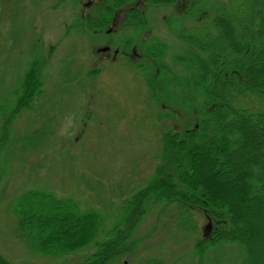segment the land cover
I'll return each mask as SVG.
<instances>
[{
	"label": "rangeland",
	"instance_id": "374dc122",
	"mask_svg": "<svg viewBox=\"0 0 264 264\" xmlns=\"http://www.w3.org/2000/svg\"><path fill=\"white\" fill-rule=\"evenodd\" d=\"M198 1L156 6L147 0H0V255L5 262L80 264L100 245L122 238L123 255L110 264H200L197 243H207L221 227L209 213L151 201L136 226L125 218L127 202L156 174L165 134L197 125L206 113L203 98L188 107L183 87L188 73L179 58L191 49L171 30L175 23H212L216 13H198L193 8ZM213 1L220 8L231 6V0ZM101 4L114 8L120 20L97 29ZM261 6L259 0V11ZM132 7L141 16L136 23ZM156 43L166 48L162 77L160 85H149V76L161 72L150 55ZM134 47L142 58L132 55ZM35 62L41 91L29 107L16 111ZM207 167L210 179L221 183L223 177ZM29 191L100 212L98 245L56 258L33 254L18 235L14 214ZM236 201L247 215L241 218L244 227L250 226L256 203ZM256 215L263 224L264 213ZM254 236L260 242L254 255L264 261V237ZM242 260L241 248L228 244L210 249L204 264Z\"/></svg>",
	"mask_w": 264,
	"mask_h": 264
},
{
	"label": "trees",
	"instance_id": "16d2710c",
	"mask_svg": "<svg viewBox=\"0 0 264 264\" xmlns=\"http://www.w3.org/2000/svg\"><path fill=\"white\" fill-rule=\"evenodd\" d=\"M147 1L156 6L176 2ZM245 1L231 0V6L224 9L214 1L199 0L193 8L201 14L216 13L212 23L171 25L173 35L191 49L188 57L179 58L180 66L188 73L183 84L188 107H194L196 98H203L207 110L197 125L187 123L184 129L165 134L156 174L125 206L126 222L131 221L132 226L142 222L151 201L209 213L221 227L207 243H197L195 253L200 264H204L210 249L228 244L241 248V264H264L254 255V247L260 243L254 234L264 237V219L261 224L256 215L264 213V0L260 11L259 0ZM111 9L101 11L95 28L103 29L112 22ZM139 17V11H131L134 23ZM165 52L160 43L150 52L159 70ZM39 65L33 63L27 72L16 111L29 107L41 91ZM159 76L162 70L151 74L147 83L160 85ZM207 166L223 177L221 183L210 179ZM236 200L256 203V214L249 215L250 226L244 227L241 218L247 215ZM132 207L134 212H128ZM15 208L18 235L33 254L56 258L99 243L96 239L103 223L101 213L82 211L72 199L29 191ZM121 241L100 245L98 252L80 264L116 261L123 255ZM0 264L10 263L0 255Z\"/></svg>",
	"mask_w": 264,
	"mask_h": 264
},
{
	"label": "flooded vegetation",
	"instance_id": "af4514ba",
	"mask_svg": "<svg viewBox=\"0 0 264 264\" xmlns=\"http://www.w3.org/2000/svg\"><path fill=\"white\" fill-rule=\"evenodd\" d=\"M89 4H90V3H89ZM89 4H88V5H89ZM101 7H102L103 9H105V8H109L108 6H103L102 4H101ZM134 9H136V10L138 11V8H135V7H132V8H131V11L134 10ZM118 14H119L118 12H117L116 14H114V16H113V18H112V22H111L110 25H112V23H116L117 21L120 20ZM97 20H98V18L95 19V22H96ZM126 50H127V49H126ZM126 50H124V51L122 52V54H123L125 57H129V53H128ZM100 51H101V49H100ZM108 51H109V50H107V52H108ZM119 51H120V50H119ZM133 51H134L133 54H132L133 56H135V57H137V58H138V57L142 58V56L138 54V52H137V48L134 47V48H133ZM117 54H118V51L115 52V56H116ZM132 59H133V58H132ZM132 59L129 58V60H132ZM135 64H136V63H135Z\"/></svg>",
	"mask_w": 264,
	"mask_h": 264
},
{
	"label": "water",
	"instance_id": "95a60500",
	"mask_svg": "<svg viewBox=\"0 0 264 264\" xmlns=\"http://www.w3.org/2000/svg\"><path fill=\"white\" fill-rule=\"evenodd\" d=\"M106 50V49H105ZM104 50V51H105ZM210 230V225H208L207 227H206V231H209Z\"/></svg>",
	"mask_w": 264,
	"mask_h": 264
}]
</instances>
